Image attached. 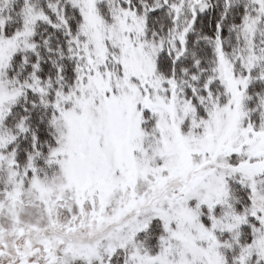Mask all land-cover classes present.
<instances>
[{
    "label": "snow or ice",
    "instance_id": "snow-or-ice-1",
    "mask_svg": "<svg viewBox=\"0 0 264 264\" xmlns=\"http://www.w3.org/2000/svg\"><path fill=\"white\" fill-rule=\"evenodd\" d=\"M0 264H264V0H0Z\"/></svg>",
    "mask_w": 264,
    "mask_h": 264
}]
</instances>
